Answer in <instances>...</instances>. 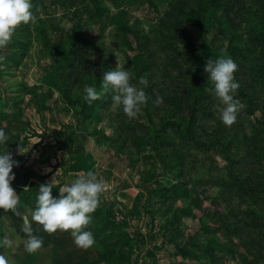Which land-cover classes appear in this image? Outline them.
I'll list each match as a JSON object with an SVG mask.
<instances>
[{
    "label": "rangeland",
    "instance_id": "obj_1",
    "mask_svg": "<svg viewBox=\"0 0 264 264\" xmlns=\"http://www.w3.org/2000/svg\"><path fill=\"white\" fill-rule=\"evenodd\" d=\"M31 3L35 20L0 47L9 134L0 152L17 162L19 195L16 208L0 209L6 264H264V0ZM210 57L238 65L243 107L231 125L205 71ZM118 63L149 97L136 117L113 109L111 92L83 98ZM89 171L106 183L105 217L91 214L96 243L85 249L69 232L44 231L32 211L38 186L55 178L58 197ZM125 231L133 253L125 247L119 262ZM31 236L43 243L28 252Z\"/></svg>",
    "mask_w": 264,
    "mask_h": 264
},
{
    "label": "clouds",
    "instance_id": "obj_2",
    "mask_svg": "<svg viewBox=\"0 0 264 264\" xmlns=\"http://www.w3.org/2000/svg\"><path fill=\"white\" fill-rule=\"evenodd\" d=\"M31 0H0V47L7 45L22 25L35 20ZM238 65L231 57L213 59L210 57L205 65L208 80L213 82L215 96L223 105L220 109L221 120L231 125L237 119V112L243 107L237 98L240 83L235 77ZM130 69L120 66L104 71L99 90L95 85H85L84 100L92 103L106 93H112V108L122 110L129 117H136L149 99L144 87L133 83ZM145 77L139 78V85L147 86ZM9 134L0 128V145L7 143ZM12 154L0 152V209H14L19 203V195L12 186L15 180L13 168L16 165ZM55 178L39 186L37 207L32 211V219L43 226L49 233L56 231L69 232L78 247L89 248L95 243L92 231L87 230L91 222V214L100 204V194L104 192L106 183L98 179L92 171L80 174L70 184L59 187V196L52 195ZM43 241L31 236L26 250L33 252L42 246ZM0 264H6L0 255Z\"/></svg>",
    "mask_w": 264,
    "mask_h": 264
},
{
    "label": "trees",
    "instance_id": "obj_3",
    "mask_svg": "<svg viewBox=\"0 0 264 264\" xmlns=\"http://www.w3.org/2000/svg\"><path fill=\"white\" fill-rule=\"evenodd\" d=\"M174 8H175V6H173ZM256 42H257V44L256 45H258L259 47H261L262 48V50H263V52H264V36H258V38H257V40H256ZM18 64H19V62H18ZM58 87V86H57ZM64 97H65V99L68 101V103L69 104H71L72 105V101H71V99L69 98V96L66 94V93H64ZM93 107H94V104L93 105H87L86 107H84V112H83V114L85 115V117H89V113H86V111L85 110H92L93 109ZM82 114V115H83ZM37 188H39V186L37 187ZM54 190H55V188H53ZM102 213L103 215H104V217H105V210L103 209V208H97L96 209V211H95V213H97V215H101L100 213ZM103 217V218H104ZM104 220H110V219H107V218H104L102 221H104ZM118 225V224H117ZM117 225H115V226H117ZM120 226V225H119ZM118 227V226H117ZM116 235L114 234V235H111L110 237H115ZM124 238H126V240H128L129 242H130V245H124L125 244V242L123 241L124 240ZM105 239L106 240H108L109 239V237H105ZM119 250L118 251H116V253H114L113 254V256L114 257H117L118 258V260H119V262H120V260L122 259V257H120V255H125V252L123 251L124 250V248L125 247H130V250H131V255L130 256H132V253H133V245H132V243L134 242V240H133V237L132 236H130L129 235V233H127V231H125L124 233L122 232V233H120V235H119ZM122 241V242H121ZM129 258V257H128ZM126 264H131V258H129V259H126Z\"/></svg>",
    "mask_w": 264,
    "mask_h": 264
},
{
    "label": "crops",
    "instance_id": "obj_4",
    "mask_svg": "<svg viewBox=\"0 0 264 264\" xmlns=\"http://www.w3.org/2000/svg\"><path fill=\"white\" fill-rule=\"evenodd\" d=\"M166 253H167V252H166ZM167 255H169L170 257H172L171 255H173V254H171V255H170V254H167ZM177 260H178V258H176V263H177Z\"/></svg>",
    "mask_w": 264,
    "mask_h": 264
}]
</instances>
